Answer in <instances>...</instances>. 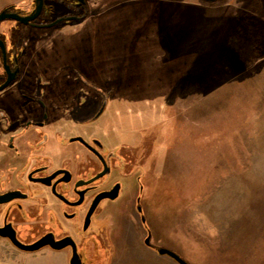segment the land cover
<instances>
[{
    "label": "rangeland",
    "instance_id": "1",
    "mask_svg": "<svg viewBox=\"0 0 264 264\" xmlns=\"http://www.w3.org/2000/svg\"><path fill=\"white\" fill-rule=\"evenodd\" d=\"M95 11L87 29L37 44L57 90H81L80 72L100 88L81 82L94 101L109 91L93 128L131 156L133 177L88 234L93 261L179 264L145 244L149 231L151 246L190 264H264V1L106 0ZM0 264L69 261L0 237Z\"/></svg>",
    "mask_w": 264,
    "mask_h": 264
},
{
    "label": "flooded vegetation",
    "instance_id": "2",
    "mask_svg": "<svg viewBox=\"0 0 264 264\" xmlns=\"http://www.w3.org/2000/svg\"><path fill=\"white\" fill-rule=\"evenodd\" d=\"M105 1L2 0L0 4V14L6 16L0 20V195L11 197L0 201V228L6 227L23 243L42 237L71 241L83 264L97 263L93 260L98 258V243L88 234L99 220L101 202L117 200L124 176L133 177L131 156L124 142L99 137L93 128L107 109L109 91L100 112L104 100L94 101L102 97L85 90L81 82L100 88L80 72L75 82L81 90H57L44 73L47 60L37 44L45 34L87 29V23L97 18L96 5ZM103 170L101 177L83 183ZM116 188L118 196L101 199L88 218L97 195ZM0 237L13 244L9 237ZM42 248L67 251L70 264L71 244Z\"/></svg>",
    "mask_w": 264,
    "mask_h": 264
},
{
    "label": "water",
    "instance_id": "3",
    "mask_svg": "<svg viewBox=\"0 0 264 264\" xmlns=\"http://www.w3.org/2000/svg\"><path fill=\"white\" fill-rule=\"evenodd\" d=\"M212 1V0H209ZM42 2L38 5V8L41 6ZM5 14L2 13L0 14V20L5 18ZM107 104V99L105 98L103 101V105L100 109V112L104 110L105 106ZM82 139V138H80ZM106 173V170H103L102 172H100L99 174L95 175L94 177H92L91 179H89L88 181H85L83 183H88L91 182L99 177H101L102 175H104ZM142 188V186H141ZM118 188L114 189L113 191H111L110 193H100L97 195L95 201L93 202V205L87 215V217L89 218L90 215L93 213L96 205L98 204V202L105 198V197H109L111 199H114L118 196ZM11 197L10 196H4V195H0V201H7L9 200ZM137 210L140 212V216H141V220L143 225H146V219L144 217L143 214V208L142 206L139 204L137 207ZM89 223V219H87V225ZM6 227L0 228V234L3 236H7L11 239V241L13 242V244L15 246H17L18 248L22 249V250H26V251H35V250H39L42 247H44L45 245H50L52 248L54 249H62L64 248L66 245L71 244L73 246V254L70 257V264H83L81 257L76 253L75 251V245L73 242L71 241H64V240H54L50 237H42L40 239H37L35 241H33L32 243H23L18 241L14 235L10 234L9 232L5 231ZM145 244L147 246H151L150 243V235H149V231H148V235L146 236L145 240H144ZM153 247V246H152ZM155 251L159 254H167L168 256H170L171 258H173L177 263L179 264H190L188 263L184 258H182L179 254H177L175 251L169 250V249H164V248H160V247H154Z\"/></svg>",
    "mask_w": 264,
    "mask_h": 264
}]
</instances>
